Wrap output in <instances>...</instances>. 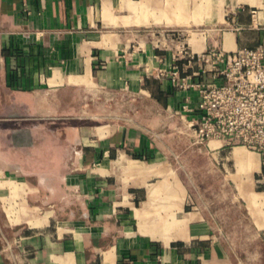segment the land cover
Returning <instances> with one entry per match:
<instances>
[{"label": "crops", "instance_id": "1", "mask_svg": "<svg viewBox=\"0 0 264 264\" xmlns=\"http://www.w3.org/2000/svg\"><path fill=\"white\" fill-rule=\"evenodd\" d=\"M260 45L264 0H0V264H264L263 157L157 75Z\"/></svg>", "mask_w": 264, "mask_h": 264}, {"label": "built area", "instance_id": "2", "mask_svg": "<svg viewBox=\"0 0 264 264\" xmlns=\"http://www.w3.org/2000/svg\"><path fill=\"white\" fill-rule=\"evenodd\" d=\"M193 63L204 66L189 73ZM157 75L187 93L181 110L194 116L188 120L194 144L223 141L256 151L264 160V45L230 53H194L184 46ZM191 94L198 98L196 106Z\"/></svg>", "mask_w": 264, "mask_h": 264}]
</instances>
